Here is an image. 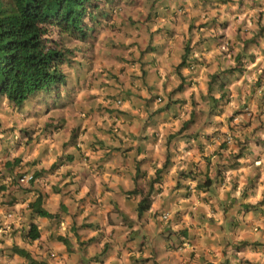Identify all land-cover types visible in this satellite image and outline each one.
<instances>
[{"label":"rangeland","instance_id":"374dc122","mask_svg":"<svg viewBox=\"0 0 264 264\" xmlns=\"http://www.w3.org/2000/svg\"><path fill=\"white\" fill-rule=\"evenodd\" d=\"M155 1L93 0L88 8L85 46L108 43L110 62L122 67L105 70L118 91L84 99L83 121L64 129L41 115L51 100L72 104V87L20 106L1 99L0 264H29L12 244L44 264H264V156L256 161L264 151V0H164L169 16L143 15ZM49 30L69 56L77 39ZM128 92L144 101L130 109L146 151L88 122L116 116ZM70 152L88 177L79 195L63 173ZM35 195L55 215L32 216L39 238L29 241L19 234ZM143 196L149 208L138 215ZM246 202L258 209H242Z\"/></svg>","mask_w":264,"mask_h":264},{"label":"trees","instance_id":"16d2710c","mask_svg":"<svg viewBox=\"0 0 264 264\" xmlns=\"http://www.w3.org/2000/svg\"><path fill=\"white\" fill-rule=\"evenodd\" d=\"M93 5V0H0V100L5 98L19 106L35 92L64 81L60 65L67 62L68 54L49 38V28L84 40L86 22L93 18L88 8ZM148 207V197H141L136 204L137 214ZM249 207L243 205L244 210ZM28 208L30 214L40 217L53 215L40 206L39 196L28 203ZM24 236L29 240L38 237L34 223H28ZM11 251L29 264H44L31 259L22 248L11 246Z\"/></svg>","mask_w":264,"mask_h":264},{"label":"crops","instance_id":"0c3cea01","mask_svg":"<svg viewBox=\"0 0 264 264\" xmlns=\"http://www.w3.org/2000/svg\"><path fill=\"white\" fill-rule=\"evenodd\" d=\"M166 5L167 3L164 2V0H156L154 3H151L150 7L148 9H145L144 12L141 9L140 10L142 11L143 15L145 14V12H147L149 16H153L154 14H157L161 12V10H163L164 12L161 13V15L169 16L168 9L167 8L164 9V6ZM186 9L188 8L186 7ZM136 19L143 20V16L139 17L138 14ZM76 41L78 45L75 46L74 44L73 48L69 50L70 55L69 56L67 55V57H69L67 60L68 62H66L61 66L65 80L64 85L62 87H66V88L72 87L73 89L71 91H74L72 104L69 103L68 105H66L60 101L61 99L57 100V102L55 103H53V101L55 100H51L50 101L51 103H48L47 105V110H45L46 109L45 108L42 110L41 113V115L43 114V118L47 121H53L52 119L60 118L59 123L64 121V125H66L64 129L68 128L69 124L72 122L73 118L75 119V117L78 118L75 119V121L76 120L78 122L83 121L79 118V116L76 115H81L83 117V113L80 112L84 110V108L86 107V103L84 102V99L88 97L92 98V96L96 97V95H98L99 93L106 94L109 91L116 89L115 88L116 85L112 82H109L108 77L104 78V76L106 75L105 70H107L108 73L118 72L122 67L121 64L118 62L117 64L110 62L112 60V54H111L112 52L108 43L102 41H96L93 43L94 45L92 49L91 48L89 49V46L87 47L85 46L86 44L84 43V40H76ZM99 44L104 46L101 51H99ZM87 56H89V59H86ZM90 59L93 62V67L88 65ZM151 59L152 58L149 56L148 57V60H150L149 63H152ZM178 59L179 56L177 59H175V61L177 62ZM126 70H127V66H126ZM160 83H161V78L158 77L156 81V85H159ZM96 84L99 85L97 86ZM125 90H127V88H125L124 91ZM66 91L67 90H65V92ZM116 91H118V89H116ZM145 91H146L145 86H141L140 90H138V93L142 98H145V96L143 95ZM38 93H45V92L40 91ZM128 94L129 95L123 99L122 101L123 103L121 104V106H119L120 112L116 116H107L102 113H97L95 115H88L87 116L88 122L91 125L95 124L97 127H99L100 129L99 131L101 132V134H105L104 130H106L107 132L110 133L112 137L118 138L119 142L126 146V149L135 150L136 152L137 151L139 152V150L146 151L150 141H148L145 134L143 136V140L144 139L146 140L145 142L143 141L142 143L135 140V135L137 134L136 132H138V121L137 118L134 116L133 111H131L130 109L131 107L134 106L143 108L144 101H140L134 98V94H131L130 92H128ZM60 97H62L61 94L58 96V98ZM96 98L99 99L98 97ZM125 100H127V103H125L126 102ZM134 100H135V104H134ZM138 111H140V109H138ZM142 113L143 111L139 113V117L142 116ZM96 118H99V120L96 121ZM114 118L116 120L115 122H114ZM147 128H149V126H147ZM20 143L23 144L22 142ZM98 147L100 148L101 145ZM1 153L5 154V151L3 150L1 151ZM71 155L73 156L72 159H71ZM263 156H264V151H262L258 159H256L257 163H260L262 161ZM68 159L70 161H68L67 169L63 173H67L66 176L67 179H69L67 183L70 184V186L74 187L76 195H79V188L80 186L82 190L85 188V185L88 181V177L85 171H79L76 168V166L72 167L73 163L76 161L74 154L70 152ZM4 164H5V159L0 157V165L3 166ZM1 173L5 175V171H3V169L1 170ZM246 184H248L247 181ZM22 185L24 186V184ZM246 189L247 187H245L242 190V195L245 194L244 196H242L243 198H246L245 196H247ZM21 192H23L22 197H27V195L24 194V192H26L24 189H21ZM229 200L230 202L233 201L232 198H229ZM28 203L26 204V208H28ZM28 210L30 211L29 208ZM67 211L68 210H66V212ZM49 212L53 213L52 211ZM48 239H50V237H48ZM47 246H49V244H47L46 247Z\"/></svg>","mask_w":264,"mask_h":264},{"label":"clouds","instance_id":"9594fccd","mask_svg":"<svg viewBox=\"0 0 264 264\" xmlns=\"http://www.w3.org/2000/svg\"><path fill=\"white\" fill-rule=\"evenodd\" d=\"M89 29V28H88ZM65 64V63H64ZM63 65V64H62ZM62 65H60V68H61V66ZM61 70H62V68H61ZM63 72V71H62ZM64 82H65V80L61 83V84H59V85H57V86H52V87H49V88H47V89H42V90H39V91H37V92H35L33 95H36L38 92H40V91H44L45 93H47V92H52V90H50V89H52V88H54V91H59V89L64 85ZM33 95H31V96H33ZM51 97V96H50ZM29 98V97H28ZM27 98V99H28ZM1 99H3V100H5V101H7L5 98H1ZM27 99H25L24 101H26ZM1 101V100H0ZM23 101V102H24ZM22 102V103H23ZM21 103V104H22ZM49 103H51V102H49ZM20 104V105H21ZM19 105V106H20ZM14 106V105H13ZM20 177H22V176H20ZM20 177L18 178L20 181H23V180H21L20 179ZM13 178V175H11V174H8V176H7V179L5 180V181H9L10 179H12ZM31 179V178H30ZM25 181H27V180H25ZM148 197V196H147ZM35 200V199H34ZM34 200H32V201H34ZM149 200V199H148ZM31 201V202H32ZM223 203H224V201H223ZM230 203H232V202H230ZM246 204H249L248 202H246ZM243 205H245V204H243ZM251 205V207H249L250 209H252V210H257L258 208H256V206H255V204H250ZM41 206V205H40ZM43 208V207H42ZM149 208V207H148ZM241 208L243 209V206L241 205ZM249 208H247V209H249ZM44 209V208H43ZM46 210V209H45ZM47 211V210H46ZM30 212L31 211H29V215H30V221L29 222H31V223H34L35 225H36V223L34 222V221H32L31 220V218H32V216H36L37 218H48V217H40V216H37V215H34L33 213H31L30 214ZM49 212V211H48ZM49 213H51V212H49ZM51 214H53L52 215V217L55 215L54 213H51ZM139 215V214H138ZM51 218V217H50ZM28 222V223H29ZM36 228H37V230H38V237L36 238V239H38L39 238V228L37 227V225H36ZM26 231V230H25ZM25 231H21L20 232V236H22V238H26L25 236H24V234H25ZM27 239V238H26ZM36 239H34V240H36ZM29 240V239H28ZM34 240H29V241H34ZM65 242V243H64ZM63 244H67V242H66V240H63ZM11 246H16L15 244H12ZM11 246H10V250H11ZM16 247H19V246H16ZM19 248H22V249H24L23 247H19ZM25 250V249H24ZM26 252H27V250H25ZM12 252V251H11ZM28 253V252H27ZM14 254V253H13ZM29 254V253H28ZM16 255V254H15ZM16 256H18V255H16ZM30 256V255H29ZM20 257V256H19ZM21 258H23V257H21ZM31 258V257H30ZM23 259H25V258H23ZM32 259V258H31ZM25 260H27V259H25ZM27 262H28V260H27ZM29 263V262H28Z\"/></svg>","mask_w":264,"mask_h":264}]
</instances>
